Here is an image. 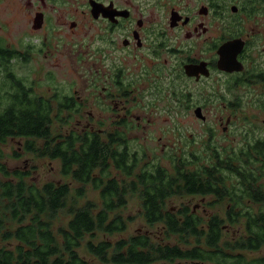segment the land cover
<instances>
[{
	"label": "flooded vegetation",
	"instance_id": "af4514ba",
	"mask_svg": "<svg viewBox=\"0 0 264 264\" xmlns=\"http://www.w3.org/2000/svg\"><path fill=\"white\" fill-rule=\"evenodd\" d=\"M58 67L79 69V87L39 91V69ZM0 73L6 98L14 89L17 97L63 102L69 129L97 133L112 148L123 142L140 164L158 156L134 146V134L183 131L178 116L190 109L204 121L195 109L205 116L206 99H258V118L241 125L240 138L259 141L263 159L264 0H0ZM232 84L246 90L232 93ZM183 100L193 101L183 107ZM166 115L176 119L171 127L152 119ZM233 124L218 121L222 133L209 134L214 150L223 147L217 137L237 130Z\"/></svg>",
	"mask_w": 264,
	"mask_h": 264
},
{
	"label": "trees",
	"instance_id": "16d2710c",
	"mask_svg": "<svg viewBox=\"0 0 264 264\" xmlns=\"http://www.w3.org/2000/svg\"><path fill=\"white\" fill-rule=\"evenodd\" d=\"M50 98L17 97L13 89L0 108V264H93L80 248L101 264H264V255L246 254L264 246L259 141L211 147L205 165L181 150L182 156L169 157L170 169H150L131 160L123 142L109 147L97 133L52 136L51 122L62 116L63 102ZM8 138H22L25 152L37 158L58 160L61 179L38 182L29 171L9 169L1 147ZM88 188L98 191V202L86 198ZM134 192L145 223L159 226L161 242L148 232L114 238L128 228L131 219L118 208ZM178 194L225 203L224 216L166 208ZM225 223H242L243 232L222 240ZM172 237L175 242L168 241Z\"/></svg>",
	"mask_w": 264,
	"mask_h": 264
},
{
	"label": "rangeland",
	"instance_id": "374dc122",
	"mask_svg": "<svg viewBox=\"0 0 264 264\" xmlns=\"http://www.w3.org/2000/svg\"><path fill=\"white\" fill-rule=\"evenodd\" d=\"M15 30L14 25H10V30ZM6 32V31H5ZM13 70V69H12ZM14 71V70H13ZM51 71L53 73L54 78L47 79L46 73ZM78 72L79 69H73L69 67H58V68H40L39 74L37 75V80L39 82V91H42L44 94H53L56 91V89H59L61 94H64L65 91L69 89V83L73 82L76 87H79V82L75 78L76 74L75 72ZM4 78L3 74L0 73V85L4 84ZM246 90V85L243 84L237 88L234 87V84H232V90L231 92H244ZM0 108H3L7 103V98L5 97V92L0 93ZM229 99L234 104L238 103L237 107H234L231 109L229 107L230 104H228ZM200 101L202 99H199ZM212 100V101H211ZM206 99L205 103L206 106L204 109L205 113V120L202 121L195 117L194 113L191 111H184V114L179 115V119H181L183 123V131H164V132H158L155 130H149L146 133H136L132 137L135 139L134 146L138 147L141 145L144 147V150L147 153H152L153 155H157L158 162L155 163H149L150 169H153L155 165H159L161 167H166L170 169V158H176L178 155L183 152L192 153V156L197 155L199 156V159H197V165H205L208 163V155L211 152L212 142L213 139L209 137V134L216 135L221 132V125H217L218 121L220 120L223 123L225 122L226 118L230 117V120L232 123H234L232 126L235 127L236 131H231L229 133H226L228 136H225L223 138L217 137L216 145L219 146H234L237 142H241L240 138V129L241 125H246L247 121L252 122L254 119L258 118L257 115V107H258V99L254 98H243L241 97L239 99H235L234 97L230 96L226 99L223 98H213V99ZM191 101L193 100H183V107L184 104H187V107H190ZM198 101V99L196 100ZM226 105V107L224 106ZM214 111L221 113L222 115H215ZM245 113V116L241 113ZM227 113H230V115H227ZM61 117H56L51 122V133L52 136L55 135H63L66 134L67 131L71 130L69 129L67 122H60L58 120H68L70 117H68L66 114H61ZM55 117V116H54ZM78 118L72 117L71 123H73V119ZM158 124H167L169 127H171L172 123L175 122V117L166 115V116H152V119H156ZM204 124V125H203ZM209 124H216V130L209 133L207 130V126ZM185 129V130H184ZM231 129V128H229ZM61 133H60V132ZM75 132L79 130H73ZM239 132V133H238ZM256 130L253 129L249 132V134H255ZM158 135H161L160 143L157 141H154L157 139ZM154 139V140H153ZM176 140H181V142H177ZM23 139L22 138H8L5 143L1 146L4 151V159L6 164L8 165L9 169H18L23 171H29L31 175V179L43 182L46 180H52V181H59L61 179L60 175V166L58 160H51L48 158H37L34 155H32L29 152H25L23 148ZM161 145L164 147V152L166 154V157L163 159L162 157H159L161 154ZM208 146V147H207ZM212 150L214 148L212 147ZM210 151V152H209ZM16 154V157L14 155ZM183 158L187 159L185 156ZM144 163H141V165ZM190 168H194L195 165L191 164L189 165ZM113 174H118L116 171L111 170ZM171 171V170H170ZM111 173V174H112ZM112 174V175H113ZM75 186V185H74ZM77 187V186H75ZM74 187V188H75ZM86 198H89L91 200H94L96 202L99 201V195L98 191H93L90 188H88L86 192ZM211 197L206 196H198V195H189V194H178L173 197H171L165 204L166 208L171 210H178L179 207L182 206H188L191 210L196 211L200 215L207 216L209 214L217 213L221 217L224 216V207L225 203H211ZM82 200H80V203ZM118 211L123 214L128 219H131L128 224L127 230L122 232L121 234H117L114 236V238H118L119 236H130L132 234L138 233V232H148L152 234L155 240L160 241L161 238H163L161 232L159 231V226H149L145 223L143 217H142V207H141V201L138 195V192L134 193H128L126 204L118 208ZM225 228L222 231V240H232L236 238L240 233L243 232V225L235 224V225H229L224 224ZM168 241L175 242L176 239L172 237ZM161 242V241H160ZM79 252L81 255H84L86 258H88L90 261H93V264H101L96 259H94L91 255H89L84 248H80ZM248 256H256V255H264V246L258 251V252H247ZM160 264V263H155Z\"/></svg>",
	"mask_w": 264,
	"mask_h": 264
},
{
	"label": "water",
	"instance_id": "95a60500",
	"mask_svg": "<svg viewBox=\"0 0 264 264\" xmlns=\"http://www.w3.org/2000/svg\"><path fill=\"white\" fill-rule=\"evenodd\" d=\"M195 114H196L197 117H199L201 119L205 118V116L200 113V109L199 108L195 109Z\"/></svg>",
	"mask_w": 264,
	"mask_h": 264
}]
</instances>
